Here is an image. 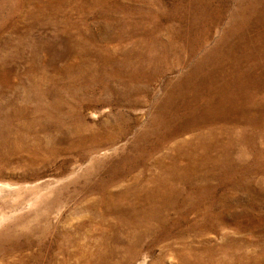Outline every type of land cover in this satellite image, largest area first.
Listing matches in <instances>:
<instances>
[{"label":"rangeland","instance_id":"obj_1","mask_svg":"<svg viewBox=\"0 0 264 264\" xmlns=\"http://www.w3.org/2000/svg\"><path fill=\"white\" fill-rule=\"evenodd\" d=\"M189 262L264 264V0H0V264Z\"/></svg>","mask_w":264,"mask_h":264},{"label":"bare ground","instance_id":"obj_2","mask_svg":"<svg viewBox=\"0 0 264 264\" xmlns=\"http://www.w3.org/2000/svg\"><path fill=\"white\" fill-rule=\"evenodd\" d=\"M218 43H219V42H218ZM229 43H231V42H229ZM233 43H234V42H233ZM216 45H217V43H216ZM229 45H230V44H229ZM233 45H234V44H233ZM234 46H236V45H234ZM234 46H233V48H234ZM218 47H219V46H218ZM228 48H229V47H228ZM244 48H245V47H244ZM236 49H238V48H236ZM236 49H235V50H236ZM245 49H246V48H245ZM167 50H168V49H167ZM194 50H195V49H194ZM224 50H225V49H224ZM229 50H231V48H229ZM229 50H228V51H229ZM232 50H233V49H232ZM165 51H166V50H165ZM222 51H223V50H222ZM238 51H239V50H238ZM245 51H246V50H245ZM245 51H242V50H241L240 53H241V52H245ZM247 51H249V50H247ZM251 51H252V50H251ZM262 51H263V50H262ZM166 52H167V51H166ZM168 52H169V51H168ZM171 52H172V51H171ZM208 52H209V51H208ZM217 52H218V51H217ZM223 52H224V51H223ZM151 53H152V52H151ZM210 53H212V52H210ZM231 53H232V52H231ZM231 53H230V54H231ZM189 54H190V53H189ZM218 54H219V53H218ZM248 54H249V53H248ZM168 55H169V54H167V57H169ZM206 55H207V54H206ZM262 55H263V53H262ZM154 56H156V55H154ZM207 56H208V55H207ZM216 56H217V55H216ZM218 56H219V55H218ZM236 56H237V55H236ZM240 56H241V55H240ZM240 56H239V57H240ZM252 56H253V55H252ZM252 56H251V57H252ZM156 57H157V56H156ZM156 57H155V58H156ZM163 57H164V56H163ZM189 57H190V56H189ZM194 57H195V56H194ZM205 57H206V56H205ZM221 57H222V55H221ZM234 57H235V56H234ZM234 57H233V58H234ZM239 57H238V59H239ZM241 57H242V56H241ZM241 57H240V58H241ZM262 57H263V56H262ZM262 57H260V58H262ZM178 58H179V57H178ZM214 58H215V57H214ZM243 58H244V57H243ZM210 59H211V58H210ZM215 59H216V58H215ZM215 59H213V60H215ZM219 59H220V57H219ZM254 59L256 60V58H254ZM258 59H259V57H258ZM242 61H243V60H242ZM247 61H248V60H247ZM247 61H246V62H247ZM210 62H211V61H210ZM219 62H220V60H219ZM229 62H230V61H229ZM182 63H183V62H182ZM208 63H209V62H208ZM241 63H242V62H241ZM241 63H240V65H241ZM206 64H207V62H206ZM209 64H211V63H209ZM214 64H215V63H214ZM230 64H231V63H230ZM236 64H237V63H236ZM227 65H228V64H227ZM204 66H206V65H204ZM207 66H208V65H207ZM212 66H213V65H212ZM244 66H246V65H244ZM171 67H172V66H171ZM213 67H214V66H213ZM213 67H212V68H213ZM169 68H170V67H169ZM202 68H203V67H202ZM215 68H216V67H215ZM221 68H222V67H221ZM224 68H225V67H224ZM246 68H249V67H246ZM226 69L229 70V68H226ZM235 69H237V68L235 67ZM235 69H234V70H235ZM194 70H195V69H194ZM213 70H215V69H213ZM213 70H212V71H213ZM191 71H192V70H191ZM223 71H224V70H223ZM226 71H227V70H226ZM229 71H230V70H229ZM217 72H218V71H217ZM219 72H220V71H219ZM194 73H195V72H194ZM226 73L228 74V72H226ZM207 74H209V73L207 72ZM214 74H215V72H214ZM214 74H213V75H214ZM224 74H225V72H224L222 75H224ZM232 74H234V73H232ZM237 74H238V73H237ZM240 74H241V73H240ZM246 74H247V73H246ZM246 74H245V75H246ZM191 75H192V74H191ZM228 75H229V74H228ZM234 75L236 76V74H234ZM241 75H243V74H241ZM224 76H225V75H224ZM194 77L197 78V76H194ZM199 77H200V76H199ZM209 77H210V75H209ZM209 77H208V78H209ZM217 77H219V76H217ZM229 77H230V76H229ZM229 77H228V78H229ZM239 77H240V76H239ZM248 77H249V76H248ZM208 78H207V80H208ZM241 78H242V77H241ZM243 78H245V77H243ZM146 79H147V78H146ZM194 79H195V78H193V80H194ZM205 79H206V78H205ZM210 79H211V78H210ZM214 79H215V78H214ZM223 79H224V78H223ZM239 79H240V78H239ZM220 80H222V79H220ZM227 80H228V79H227ZM234 80H237V79H234ZM180 81H181V80H180ZM190 81H191V80H190ZM197 81H198V83H199L200 80H197ZM208 81H209V80H208ZM216 81H217V80H216ZM230 81H231V80H230ZM246 81H247V80H246ZM200 82H201V81H200ZM210 82H211V81H210ZM214 82H215V80H214ZM192 83H193V81H192ZM203 83H204V82H203ZM208 83H209V82H208ZM208 83H207V84H208ZM223 83H224V82H223ZM223 83H221V84H223ZM227 83H228V82H227ZM229 83H231V82H229ZM235 83H237V81H235ZM235 83H234V84H235ZM127 84H128V83H127ZM214 84H215V83H214ZM231 84H232V83H231ZM237 84H239V82H238ZM199 85H200V84H199ZM202 85H203V84H202ZM210 85H211V84H210ZM217 85H218V83H217ZM217 85H216L215 87H218ZM187 86H188V85H187ZM203 86H204V85H203ZM212 86H213V85H212ZM222 86H223V85H222ZM227 86H228V85H227ZM231 86H232V85H231ZM235 86H236V85H235ZM147 87H148V86H147ZM193 87H194V86H193ZM193 87H192V88H193ZM195 87H197V86L195 85ZM224 87H225V86H224ZM228 87H229V86H228ZM228 87H225V88H222V89H225V90H226V88L228 89ZM236 87H237V86H236ZM136 88H137V87H136ZM136 88H135V89H136ZM179 88H180V87H179ZM206 88H207V87H206ZM211 88H213V87L210 86V88H208V89L211 90ZM219 88H220V87H219ZM187 89H188V88H187ZM189 89H190V88H189ZM199 89H200V88H199ZM199 89H198V90H199ZM136 90H137V89H136ZM177 90H178V89H177ZM178 91H179V90H178ZM188 91H189V90H188ZM191 91H192V90H191ZM193 91H194V90H193ZM206 91H207V90H206ZM217 91H218V90H217ZM221 91H222V90H221ZM221 91H219V92H221ZM233 91H234V90H233ZM235 91H236V90H235ZM235 91H234V92H235ZM241 91H242V90H241ZM194 92H196V91H194ZM194 92H193V93H194ZM223 92H224V91H223ZM184 93H185V92H184ZM187 93H188V92H187ZM191 93H192V92H191ZM205 93H206V92H205ZM209 93H210V92H209ZM211 93H212V92H211ZM214 93H215V92H214ZM225 93H226V91H225ZM232 93H233V92H232ZM175 94H176V93H175ZM216 94H217V92H216ZM218 94H220V93H218ZM221 94H222V93H221ZM223 94H224V93H223ZM187 95H189V93H188ZM203 95L205 96V94H203ZM203 95H202V96H203ZM214 95H215V94H214ZM228 95H229V94H228ZM251 95H252V94H251ZM207 96H208V95H207ZM211 96H212V95H211ZM211 96H209V98H212ZM217 96H218V95H217ZM217 96H215V97H216L215 100L217 99ZM219 96H220V95H219ZM224 96H225V95H224ZM168 97H170V96H168ZM168 97H167V98H168ZM185 97L187 98V96H185ZM174 98H175V97H174ZM197 98H198V97H197ZM209 98H208V101H209ZM238 98H239V97H238ZM212 99H213V98H212ZM218 99H219V98H218ZM224 99H226V97H221V98H220V101L215 105V107H216V108H215V111H217V112H221V111H222V113H225V112L230 108V107L228 106L229 104L227 105V104L225 103ZM227 99H228V98H227ZM229 99H230V98H229ZM180 100H181V99H180ZM185 100H186V99H185ZM185 100H184V101H185ZM200 100H203V97H202V99H200ZM244 100H245V99H244ZM251 100H252V99H250V101H251ZM175 101H176V100H175ZM189 101H190V100H189ZM194 101H197V99L194 100ZM208 101H207V103H208ZM178 102H179V101H178ZM209 102H210V101H209ZM246 102H247V101H246ZM195 103H196V102H195ZM198 103H199V102H198ZM198 103H196V107H197V104H198ZM210 103H211V102H210ZM232 103H235V101L232 102ZM240 103H241V102H240ZM162 104H163V103H162ZM178 104H179V103H178ZM180 104H181V103H180ZM164 105H165V104H164ZM173 105H174V104H173ZM207 105H208V104H207ZM207 105H206V106H207ZM231 105H232V104H231ZM245 105H246V104H245ZM248 105H249V104H248ZM165 106H166V105H165ZM175 106H176V105H175ZM178 106H179V105H178ZM185 106H186V105H185ZM185 106H184V108H185ZM188 106H189V105H188ZM203 106H204V104H203ZM203 106H202V107H203ZM236 106H237V102L235 103V107H236ZM240 106H241V105H240ZM170 107H172V106H170ZM200 107H201V106H200ZM204 107H205V106H204ZM209 107H210V106H209ZM177 108H178V107H177ZM177 108H175V109H177ZM184 108H183V109H184ZM188 108H189V107H188ZM162 109H163V108H162ZM178 109H179V108H178ZM181 109H182V106H181ZM190 109H191V106H190ZM194 109H195V108H194ZM198 109H200V108H198ZM198 109H197V111H198ZM203 109H204V108H203ZM157 110H159V108H157ZM166 110H167V108H166ZM191 110H192V109H191ZM160 111L162 112V110H160ZM179 111H180V110H179ZM185 111H186V110H184V112H185ZM195 111H196V110H195ZM232 111H233V110H232ZM246 111H247V110H246ZM167 112H168V111H167ZM188 112H190V111H188ZM192 112H193V111H192ZM204 112H205V111H204ZM172 113H173V111H172ZM179 113H180V112H179ZM181 113H182V112H181ZM209 113H212V109L209 110ZM232 113H233V112H232ZM169 114H170V113H167V115H169ZM190 114H192V113H190ZM190 114H189V116H190ZM209 115H210V114H209ZM249 115H250V114H249ZM165 116H166V115H165ZM165 116H164V118H166ZM170 116H171V115H170ZM182 116H183V115H182ZM201 116H202V115H201ZM246 116H247V115H246ZM161 117H162V116H161ZM192 117H193V116H192ZM203 117H204V116H203ZM243 117H244V116H243ZM154 118H156V117H154ZM167 118H168V116H167ZM223 118H224V117H223ZM241 118H242V117H241ZM174 119H175V118H174ZM183 119H184V118H183ZM186 119H187V118H186ZM190 119H191V117H190ZM221 119H222V118H221ZM245 119H246V118H245ZM168 120H169V119H168ZM202 120H203V118H202ZM216 120H217V119H216ZM177 121H179V120H177ZM214 121H215V120H214ZM236 121H237V120H236ZM250 121H251V120H250ZM163 122H164V121H163ZM163 122H162V123H163ZM184 122L186 123V121H184ZM187 122H188V121H187ZM200 122H201V121H200ZM203 122H204V121H203ZM244 122H245V121H244ZM166 123H167V121H166ZM180 123H182V122L180 121ZM185 123H184V125H185ZM223 123H224V122H223ZM235 123H236V122H235ZM164 124H165V123H163V125H164ZM188 124H189V123H188ZM149 125H150V124H149ZM149 125H148V126H149ZM176 125H178V124H176ZM184 125H183V126H184ZM186 125H187V124H186ZM249 125H250V124H249ZM249 125H248V126H249ZM148 126H147V127H148ZM199 126H200V125H199ZM203 126H204V124H203ZM172 127H173V126H172ZM175 127L178 128L179 125H178V126H175ZM155 128H157V127H155ZM195 128H197V126H196ZM175 129H176V128H175ZM206 129H207V128H206ZM146 130H147V129H146ZM146 130H145V131H146ZM149 130H150V128L148 129V131H149ZM151 130H152V129H151ZM151 130H150V131H151ZM209 130H210V129H209ZM213 130H214V129H213ZM242 130H243V129H242ZM142 131H143V130H142ZM171 131H172V130H171ZM173 131H174V130H173ZM185 131H186V130H185ZM199 131H200V130H199ZM199 131H198V132H199ZM214 131H215V130H214ZM245 131H246V130H245ZM245 131H244V132H245ZM151 132H152V131H151ZM177 132H178V131H177ZM196 132H197V131H196ZM200 132H201V131H200ZM211 132H212V131H211ZM238 132H239V131H238ZM169 133H170V132H169ZM180 133H181V132H180ZM202 133H203V132H202ZM204 133H205V131H204ZM204 133H203V134H204ZM207 133H208V132H207ZM209 133H210V132H209ZM196 134H198V133H196ZM196 134H195L194 136H196ZM205 134H206V133H205ZM244 134H245V133H244ZM95 135H96V134H95ZM149 135H150V134H148V136H149ZM146 136H147V135H146ZM170 136H171V135H170ZM206 136H207V135H206ZM208 136H209V135H208ZM212 136L214 137V134H213ZM215 136L217 137L216 134H215ZM149 137H150V136H149ZM152 137H153V135H152ZM152 137H150V138H152ZM168 137H169V136H168ZM196 137H197V136H196ZM196 137H195V138H196ZM239 137H240V135H239ZM197 138H198V137H197ZM205 138H207V137H205ZM214 138H215V137H214ZM214 138H213V139H214ZM235 138H236V137H235ZM199 139H201V138H199ZM202 139H203V136H202ZM211 139H212V138H211ZM211 139H210V140H211ZM236 139L238 140V136H237ZM208 140H209V137H208ZM237 140H236V141H237ZM239 140H240V139H239ZM199 141H200V140H199ZM201 141H202V140H201ZM205 141H207V139H206ZM229 141H230V140H229ZM180 142H181V141H180ZM215 142H216V141H215ZM231 142H232V141H231ZM241 142H242V141H241ZM192 143H193V142H192ZM194 143H195V142H194ZM201 143H202V142H201ZM204 143H205V142H204ZM217 143H218V142H217ZM226 143H227V142L225 141V145H227ZM233 143H234V142H233ZM237 143H238V142H237ZM239 143H240V142H239ZM188 144H189V143L187 142V145H188ZM206 144L208 145V143H205V146H206ZM221 144H222V143H221ZM221 144H220V145H221ZM176 145H177V144H176ZM189 145H191V143H190ZM189 145H188V146H189ZM179 146H180V145H179ZM191 146H192V145H191ZM193 146H195V145H193ZM198 146H199V145H198ZM212 146H213V145H212ZM223 146H224V145H223ZM232 146H233V145H232ZM184 147H185V145H184ZM195 147H197V146H195ZM208 147H209V146H208ZM229 147H230V145H229ZM108 148H109V147H108ZM188 148H189V147H188ZM188 148H187V151L189 150ZM220 148H221V147H220ZM117 149H118V148H117ZM210 149H211V148H210ZM212 149H213V148H212ZM111 150H112V149H111ZM111 150H109V152H110ZM216 150H218V149H216ZM192 151H193V150H192ZM206 151H207V149H206ZM209 151H210V150H209ZM226 151H227V150H226ZM190 152H191V151H190ZM203 152H204V151H203ZM188 153H189V152H188ZM188 153H186V154H188ZM217 153H219V152H217ZM194 154H195V153H194ZM198 154H199V153H198ZM221 154H222V153H221ZM175 155H176V153H175ZM203 155H204V154H203ZM216 155H217V154H216ZM224 155H225V154H224ZM187 156H188V155H187ZM209 157H210V156H209ZM221 157H222V156H221ZM202 158H203V157H202ZM219 159H220V156H219ZM220 163H221V160H220ZM169 166H170V165H169ZM185 169H186V168H185ZM161 171H162V170H161ZM165 171H166V170H165ZM165 171H164V172H165ZM164 172H163V173H164ZM207 172H208V171H207ZM171 173H172V172H171ZM212 174H213V173H212ZM164 175H165V174H164ZM205 175H206V174H205ZM207 175H208V174H207ZM166 176H167V174H166ZM170 176H171V175H170ZM181 177H182V176H181ZM156 178H157V177H156ZM159 179H161V178H159ZM166 179H167V178H166ZM153 180H154V179H153ZM156 180H157V179H156ZM160 182H162V181H160ZM164 183H165V182H164ZM175 183H176V182H175ZM130 188H131V187H130ZM155 195H156V194H155ZM122 196H123V195H122ZM121 198H122V197H121ZM124 199H126V198H124ZM132 202H133V201H132ZM134 204H135V203H134ZM116 216H117V215H116ZM147 228H148V227H147ZM201 242H202V241H201ZM212 245H213V244H212ZM205 246H206V245H205ZM202 256H203V255H202ZM189 263L191 264V262H189Z\"/></svg>","mask_w":264,"mask_h":264}]
</instances>
